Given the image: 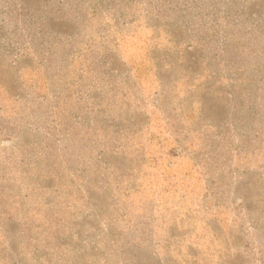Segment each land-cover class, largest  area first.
<instances>
[{
    "label": "rangeland",
    "instance_id": "374dc122",
    "mask_svg": "<svg viewBox=\"0 0 264 264\" xmlns=\"http://www.w3.org/2000/svg\"><path fill=\"white\" fill-rule=\"evenodd\" d=\"M0 264H264V0H0Z\"/></svg>",
    "mask_w": 264,
    "mask_h": 264
}]
</instances>
